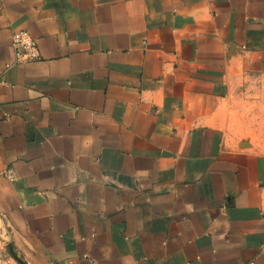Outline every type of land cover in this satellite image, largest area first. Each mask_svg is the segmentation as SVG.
I'll return each mask as SVG.
<instances>
[{"label": "crops", "instance_id": "1", "mask_svg": "<svg viewBox=\"0 0 264 264\" xmlns=\"http://www.w3.org/2000/svg\"><path fill=\"white\" fill-rule=\"evenodd\" d=\"M8 245L264 264V0H0V264Z\"/></svg>", "mask_w": 264, "mask_h": 264}, {"label": "built area", "instance_id": "2", "mask_svg": "<svg viewBox=\"0 0 264 264\" xmlns=\"http://www.w3.org/2000/svg\"><path fill=\"white\" fill-rule=\"evenodd\" d=\"M11 48L18 62H29L39 58L36 43L26 31H18L12 34Z\"/></svg>", "mask_w": 264, "mask_h": 264}, {"label": "water", "instance_id": "3", "mask_svg": "<svg viewBox=\"0 0 264 264\" xmlns=\"http://www.w3.org/2000/svg\"><path fill=\"white\" fill-rule=\"evenodd\" d=\"M7 249H8V253H9L10 257L14 260V262H15L16 264H26V263L21 259V257H19V256L17 255V253H15V252L13 251L11 245H8V246H7Z\"/></svg>", "mask_w": 264, "mask_h": 264}, {"label": "rangeland", "instance_id": "4", "mask_svg": "<svg viewBox=\"0 0 264 264\" xmlns=\"http://www.w3.org/2000/svg\"><path fill=\"white\" fill-rule=\"evenodd\" d=\"M250 142H251V141H249V140H247V139L241 141V143L244 144V145H246V146H248V145L250 144Z\"/></svg>", "mask_w": 264, "mask_h": 264}]
</instances>
